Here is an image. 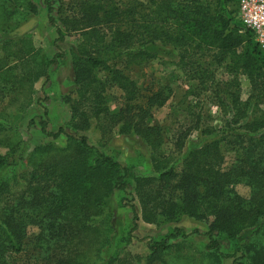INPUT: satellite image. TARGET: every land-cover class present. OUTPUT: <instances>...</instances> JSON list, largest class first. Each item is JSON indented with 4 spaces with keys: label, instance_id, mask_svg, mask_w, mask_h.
<instances>
[{
    "label": "trees",
    "instance_id": "obj_1",
    "mask_svg": "<svg viewBox=\"0 0 264 264\" xmlns=\"http://www.w3.org/2000/svg\"><path fill=\"white\" fill-rule=\"evenodd\" d=\"M42 4L56 27L57 42L67 33L81 36L72 52L76 97L66 99L68 127L85 131L95 121L102 137L116 128L139 137L151 151L154 171L137 175L133 166L65 126L50 131L44 106L40 128L51 140L26 154L19 141L9 138L6 151H0V264H170L172 248L199 234L198 229L188 233L173 227L159 239L151 237L144 257L124 249L141 218L160 225L185 215L212 217L201 251L209 264L228 258L234 264H264V45L237 20L238 0H75L66 9L58 0ZM0 6L21 18L39 11L34 0H0ZM60 11L66 12L63 27L54 15ZM207 52L232 77L223 83L226 94L218 103L228 116L219 127L189 125L178 133L176 153L166 155L165 130L147 122L153 109L166 102L165 89L145 95L128 71L162 56L180 70ZM64 58L61 51L38 60L32 40L4 39L0 76L22 88L32 75L48 78L50 66ZM199 70L191 78L203 86ZM243 77L249 85L246 98ZM111 89L122 98L116 111L108 103ZM6 122L0 120L2 129L13 133L17 126ZM194 130L203 136L200 141L189 139ZM62 135L65 146L55 145ZM187 142L193 144L184 153ZM230 152L234 158L224 166ZM25 158L27 171L21 168ZM238 184L249 187L248 197L237 191ZM130 187L141 213L130 203L132 225L120 237L124 245L109 253L113 226L106 202ZM31 225L39 232L29 239Z\"/></svg>",
    "mask_w": 264,
    "mask_h": 264
},
{
    "label": "rangeland",
    "instance_id": "obj_2",
    "mask_svg": "<svg viewBox=\"0 0 264 264\" xmlns=\"http://www.w3.org/2000/svg\"><path fill=\"white\" fill-rule=\"evenodd\" d=\"M58 1H61L63 8L66 9L69 3L75 0ZM34 2L38 3L39 11L31 13L26 18L7 15L5 9L0 6V48L4 39L24 38L32 40L38 60L51 58L61 51L65 53V58L59 60L57 65L50 66L48 78L43 75H32L30 77L32 82L26 81L22 88L19 85L12 86L8 83L9 79L0 76V120H6L5 125L17 126L16 130L11 133L2 129L4 126L0 123V151H6L5 144L9 138L13 139V142L19 141L26 149V154L31 152L35 146L50 141L51 139L47 138L40 128V116L43 114V107L46 106L49 110L48 129L50 131H56L59 127L65 126L71 134L86 135L89 143L101 152L115 157L123 164L133 166L137 175L153 172L151 151L139 137L122 134L117 128L113 133L102 137L95 121L85 131H74L68 127L71 109L66 99L68 96L76 97L72 52L80 43L81 36L76 32H71L66 34L64 41L57 42L56 27L49 22L42 0H34ZM54 15L56 25L63 27L61 18L66 15V12H54ZM168 58L170 57L162 56L150 60L129 70L128 73L145 95L160 88L165 89L166 102L153 109L152 116L147 122L150 125H159L165 130L166 140L163 148L166 155L171 156L176 153L174 143L178 133L184 131L189 125H201L200 128L224 125L228 114L218 105L219 95L226 94L223 83L232 77L224 66L215 61L210 52L196 57L194 65L187 66V68L182 66L180 70L170 64ZM197 69H200L202 74H199L205 80L203 86L199 84L198 79L191 78ZM16 72L20 73L21 69H16ZM248 91V81L243 77L244 98L247 97ZM107 96L111 109L116 111L122 105L120 93L116 89H111ZM197 133L198 131L194 130L189 139L193 142H197L199 138L202 139L203 136H198ZM66 141V136L62 135L53 142L57 146H65ZM191 143L187 142L183 149L184 153L191 147L193 144ZM233 158V152L228 153L224 166H228ZM21 168L24 171L29 169L27 158L23 161ZM236 189L243 196L248 197L250 194L249 187L244 184H238ZM130 203L135 204L137 211L141 213L139 199L133 187H130L127 192H115L106 202V210L113 226V245L109 253H112L118 244L124 245V240H120V237L126 235L132 225ZM211 220L212 217L208 220H199L185 215L176 222L157 225L141 218L138 229L134 232L135 238L126 246L124 252L144 257L149 253L147 242L151 237L159 239L173 227H181L188 233L198 229L199 234L194 233L188 239L180 241L178 246H174L167 259L170 264H209L201 251L208 242L205 233ZM27 232V236L31 239L39 232V229L31 225ZM246 239L247 237L242 235L240 241L244 242ZM155 264L162 263L156 262ZM223 264H234L233 259H225Z\"/></svg>",
    "mask_w": 264,
    "mask_h": 264
},
{
    "label": "built area",
    "instance_id": "obj_3",
    "mask_svg": "<svg viewBox=\"0 0 264 264\" xmlns=\"http://www.w3.org/2000/svg\"><path fill=\"white\" fill-rule=\"evenodd\" d=\"M237 20L264 45V0H238Z\"/></svg>",
    "mask_w": 264,
    "mask_h": 264
}]
</instances>
